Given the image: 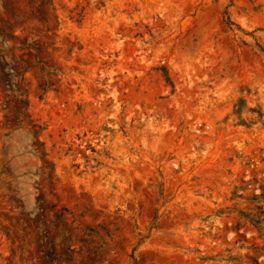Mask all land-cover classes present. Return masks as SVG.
Listing matches in <instances>:
<instances>
[{
  "label": "rangeland",
  "instance_id": "1",
  "mask_svg": "<svg viewBox=\"0 0 264 264\" xmlns=\"http://www.w3.org/2000/svg\"><path fill=\"white\" fill-rule=\"evenodd\" d=\"M0 264H264V0H0Z\"/></svg>",
  "mask_w": 264,
  "mask_h": 264
}]
</instances>
